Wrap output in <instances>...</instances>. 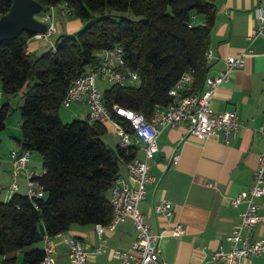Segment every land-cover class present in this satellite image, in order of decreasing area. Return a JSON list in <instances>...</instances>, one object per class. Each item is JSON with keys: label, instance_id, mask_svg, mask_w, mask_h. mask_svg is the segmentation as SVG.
<instances>
[{"label": "trees", "instance_id": "trees-1", "mask_svg": "<svg viewBox=\"0 0 264 264\" xmlns=\"http://www.w3.org/2000/svg\"><path fill=\"white\" fill-rule=\"evenodd\" d=\"M45 8L66 5L83 23L74 33L59 36L54 46L38 56L28 52L33 35L23 31L0 41V84L6 97L24 87L21 106L22 148L38 151L44 172L35 178L45 197L32 200L18 192L1 197L0 256L4 264H38L44 257L45 235L68 231L72 224L108 223L114 181L121 166L136 156L135 148L111 147L104 140L105 125L75 118L64 122L62 100L80 74L100 64V51L121 45L127 65L140 75L138 85L110 84L103 91L107 107L142 111L151 117L157 104H168L170 88L187 69H195L200 91L209 63L206 51L216 21L214 0H39ZM12 0H0V11ZM131 12L135 17L126 16ZM191 23V26H190ZM9 101L0 105V132L11 114ZM127 125L124 118L115 115ZM43 224L45 234L42 233Z\"/></svg>", "mask_w": 264, "mask_h": 264}, {"label": "crops", "instance_id": "crops-1", "mask_svg": "<svg viewBox=\"0 0 264 264\" xmlns=\"http://www.w3.org/2000/svg\"><path fill=\"white\" fill-rule=\"evenodd\" d=\"M214 2L217 5V15L209 47L214 50L215 56L209 62L208 74L215 75L222 71L229 55L239 54L250 46L253 49L245 54L242 66L230 70L229 80L220 84L212 96L213 109L235 110L241 126L229 143L224 141L222 132L204 139L190 135L184 122L174 127H166L161 132L158 138L159 150L150 161V171L155 180L147 185L146 197L139 205L146 215V222L154 230H165V235L160 240L161 262L150 264H214L210 260L211 253L220 244L229 246L227 235L239 222L246 207V203L234 206L230 199L252 185L258 155L264 149V137L258 131L259 126L264 125V38L259 37L253 42L248 38L258 24L259 8L264 11V0ZM55 12L62 17L71 15L63 10L62 5H57ZM82 25L83 22L78 18L68 20L64 27L69 31H77ZM54 44L51 39L45 41L32 37L28 41L27 50L34 54L45 51L48 45L52 47ZM200 87H205V81ZM4 97L3 95L0 105ZM73 105V117L87 119L86 104L76 102ZM7 126L6 121L4 129ZM105 127L104 140L116 148L119 135L114 124L108 122ZM18 139L16 138L19 145L17 149H22ZM176 153L181 156L174 163L173 156ZM136 155L142 157L143 153ZM11 165L9 156L7 169L0 171V185L5 191L3 199L6 188L10 180L12 181ZM31 167L34 168V164H30ZM34 171L42 174L43 163ZM126 175L127 168L123 163L121 176ZM20 178L18 192L26 194L25 173ZM162 200L172 201L173 216L169 220L154 212V204ZM258 203L260 220L251 234L254 238H263L264 196L258 198ZM175 221L184 223L186 227L182 236H174L168 229ZM64 234L79 236L91 248L100 243L95 224L74 223ZM105 237V249L100 253H91L88 264H121L113 249L131 245L136 237L133 221L128 218L119 223L116 229L107 230ZM51 240L57 249L59 261L68 264V246L63 242V237L57 234L51 236ZM40 243L44 247V240ZM5 258L3 256L2 264ZM240 264H264V253L245 257Z\"/></svg>", "mask_w": 264, "mask_h": 264}, {"label": "built area", "instance_id": "built-area-1", "mask_svg": "<svg viewBox=\"0 0 264 264\" xmlns=\"http://www.w3.org/2000/svg\"><path fill=\"white\" fill-rule=\"evenodd\" d=\"M63 10L71 13V9L65 4ZM56 6L45 8L41 12V20L48 25L47 31L33 35L36 39L48 41L57 31ZM0 11V15H1ZM191 26V23H190ZM264 38V11L259 8L258 24L248 35L251 42L257 38ZM253 51L248 47L236 55H229L225 59L226 66L218 74H208L205 79V87L200 91L191 92L196 83L195 69H187L170 88L171 100L168 104H157L151 117H146L142 111L124 108L115 105L113 111L105 104L103 91L100 89L98 78H104L111 84L127 85L133 81H139L137 70L127 65L125 51L121 45L114 48H105L100 51V64L96 68L78 75L68 88L62 105L70 107L73 103H85L88 108L87 120L90 123L105 125L111 122L119 135V145L123 148H135L136 154L143 153L142 157L136 155L126 163L127 175L119 176L111 188L110 201L112 205V217L106 224L96 223L95 229L100 237V243L91 248L82 239L74 234L58 233L63 237V242L68 246V264H88L91 253H100L106 246V231L114 230L119 223L130 218L133 221L136 237L130 246L115 248L113 253L120 258L121 264H150L161 262L160 240L165 235V230H154L151 224L146 222V215L139 207L140 202L146 197L147 185L155 180L150 171V161L159 150L158 138L166 127H174L184 122L190 135L204 139L223 133L224 141L229 143L241 126L238 113L235 110L216 111L212 107V96L220 84L229 80L230 70L236 66H242L245 54ZM215 56L214 50L209 47L206 51L207 62H211ZM3 90L0 84V100ZM119 115L127 121L115 118ZM258 131L264 137V125L259 126ZM32 150L29 148H14L10 152L12 181L6 188L5 200H10L20 189L19 177L25 173L27 177V195L32 200L45 197V188L35 177L40 176L31 168L29 162ZM181 154L173 156V162L177 163ZM264 196V149L258 155L257 166L253 174V183L249 189L231 197L230 202L234 206L246 203L241 213V218L232 231L227 235L229 246L220 244L211 253L210 260L214 264H240L245 257L264 253V237L254 238L251 234L253 227L260 220L258 198ZM154 212L169 220L173 216V205L170 200L156 202ZM174 236H182L186 232L184 223L175 221L168 227ZM44 257L38 264H62L55 244L51 236L44 238Z\"/></svg>", "mask_w": 264, "mask_h": 264}, {"label": "rangeland", "instance_id": "rangeland-1", "mask_svg": "<svg viewBox=\"0 0 264 264\" xmlns=\"http://www.w3.org/2000/svg\"><path fill=\"white\" fill-rule=\"evenodd\" d=\"M125 15L129 17H135L131 12H127L125 13ZM41 16H42L41 13H39L38 17L41 18ZM70 19H78V18L75 15H70V16L68 15V17L67 16L62 17V16L56 15L55 23L57 26V31L53 33V35L50 38L53 42H56L61 34L75 32V31H69L68 29H65L64 27L67 21ZM83 25L81 27H83ZM48 48H50V45H48L44 50H47ZM43 52L44 51L34 53V56H38ZM97 83L102 91H104L111 84L109 81H107L104 78H98ZM139 83H140L139 81H133L132 84L138 85ZM26 89L27 87H24L18 94L14 96H10V97L5 96L4 99L2 100V102L9 101L11 103L12 111L7 119V122H8L7 128L0 132V171L7 169L8 160H9V156H10V152L12 148L19 147V145L17 144L16 138H20L22 136V129H21V124H20L21 106L24 104V100H25L24 93ZM73 107H74L73 104L70 107H66L64 105L61 106L60 115L64 122H71L73 119L78 118V117H73V115L71 114V112L73 111L72 110ZM42 163H43V160H42L41 154L38 151H32V155H31L30 162H29V168H30V164L32 165L34 164V168L31 167L32 170L34 171L35 168L42 166ZM19 179L21 178L19 177ZM4 192L5 191L3 190L1 193L2 198L4 197ZM35 245L40 246L41 243L39 242V243H36ZM16 256H17L16 264H23L22 263L23 252L18 251L16 253ZM2 263H3V256H0V264Z\"/></svg>", "mask_w": 264, "mask_h": 264}, {"label": "water", "instance_id": "water-1", "mask_svg": "<svg viewBox=\"0 0 264 264\" xmlns=\"http://www.w3.org/2000/svg\"><path fill=\"white\" fill-rule=\"evenodd\" d=\"M44 9L39 0H12L9 10L0 15V41L14 39L23 31L32 35L46 32L47 23L38 17ZM41 229L45 234L43 224Z\"/></svg>", "mask_w": 264, "mask_h": 264}]
</instances>
